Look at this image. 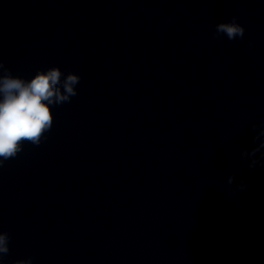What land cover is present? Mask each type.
<instances>
[{
	"label": "clouds",
	"instance_id": "clouds-1",
	"mask_svg": "<svg viewBox=\"0 0 264 264\" xmlns=\"http://www.w3.org/2000/svg\"><path fill=\"white\" fill-rule=\"evenodd\" d=\"M233 16L230 22H221L215 26L213 39L225 36L229 41L243 39L244 27L237 23ZM81 77L68 72L66 75L59 67L47 70H37L31 79H24L13 75L0 60V168L10 159H14L23 151V145L29 143L39 146L47 137L53 126L54 117L52 107L70 103L77 95L76 85ZM256 135L253 142L260 141L250 152H243V156H255L264 149V121L252 124ZM261 166H264V152H261ZM258 163L253 160L249 167ZM233 177L228 178L231 184ZM241 185V189H243ZM10 235L0 230V264L10 253ZM13 264H33L32 257L19 259Z\"/></svg>",
	"mask_w": 264,
	"mask_h": 264
}]
</instances>
